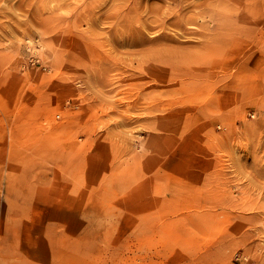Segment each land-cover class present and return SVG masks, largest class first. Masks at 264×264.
Returning <instances> with one entry per match:
<instances>
[{"label":"rangeland","instance_id":"obj_1","mask_svg":"<svg viewBox=\"0 0 264 264\" xmlns=\"http://www.w3.org/2000/svg\"><path fill=\"white\" fill-rule=\"evenodd\" d=\"M0 264H264V0H0Z\"/></svg>","mask_w":264,"mask_h":264}]
</instances>
